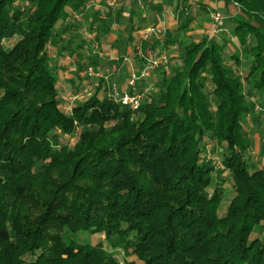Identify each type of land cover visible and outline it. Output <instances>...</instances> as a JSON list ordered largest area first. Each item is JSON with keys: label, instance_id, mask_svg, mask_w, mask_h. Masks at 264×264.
<instances>
[{"label": "trees", "instance_id": "obj_1", "mask_svg": "<svg viewBox=\"0 0 264 264\" xmlns=\"http://www.w3.org/2000/svg\"><path fill=\"white\" fill-rule=\"evenodd\" d=\"M15 1L0 0V264H120L117 250L122 264H264V233L252 236L264 229V166L247 157L245 127L248 98L264 92V0H226L240 9L227 18L232 40L221 30L218 41L181 39L196 12L208 13L201 2L99 0L96 20L122 25L129 42L164 13L162 1L174 3L183 22L158 39L182 56L137 82L134 91L157 89L137 109L109 98L100 78L71 112L61 107L49 45L86 0ZM62 48L54 54L73 56L76 73L85 69L79 48L69 40ZM208 142L218 164L207 159ZM79 231L104 242H77Z\"/></svg>", "mask_w": 264, "mask_h": 264}, {"label": "rangeland", "instance_id": "obj_2", "mask_svg": "<svg viewBox=\"0 0 264 264\" xmlns=\"http://www.w3.org/2000/svg\"><path fill=\"white\" fill-rule=\"evenodd\" d=\"M19 1H22V0H16L14 2V5H16ZM109 1H113V0H108V2ZM129 1H131V0H129ZM137 2H138V4H143L145 2V0H137ZM99 4H100L99 0H86L85 4L81 8V10H79V12L75 13L77 16H71L70 18L68 17V19L65 20V22H64L65 24L68 23L66 21H71L69 23H71L72 26L63 32L62 38L60 40H55L56 42L52 43L53 45L52 44L49 45V50L52 53L51 54L52 60L55 61L56 65H57L55 68L57 70L61 68L59 73L57 70L55 71V73H57L58 81L60 84L61 96L64 95L66 90L73 89L79 82H81V84L86 85L87 83H89V81H94L93 85L89 84V86L92 85L91 87L87 86L84 88V89L89 90V88L94 89L96 86V82L98 81L92 75H86L89 78L88 81L85 80L84 76H83L84 78L82 79V76H80L79 73H76L74 70H71L73 68H76V65H75V59L70 54L65 52L60 57L57 54L56 55L54 54V53H60L59 51L64 52V50H62L63 49L62 46L68 40L71 43V48H74V49L79 48V50H80L79 55L80 56L82 53L83 66L86 67V65L90 64L88 56L89 57L93 56V55L96 56V58L98 60V64H96V65L90 64V65H93L94 67H98L99 69H101L102 73H108V72L111 73L110 78L113 81H115V83L117 84V87L118 88L120 87V89H122V90H126V86H127V82H128V78H129V74L127 72V67L129 69V73H130L131 69H133V68L136 69V68L140 67V65H138V61H137L138 57H135L134 53L132 52V51H134V49L131 45V42L127 41V37H121L120 36L119 31H121L122 29L120 30V28H118V27H121L122 25L115 24L113 21H109L107 24H102L100 21L96 20L97 17L100 18L103 16L102 13H103L104 8H103L102 4L100 6H96ZM125 8H126V10H128L127 7H125ZM232 8L234 11L232 14L227 13V11H225V10H221L220 12L223 13L228 18V16H230V15H232V16L236 15V13L239 12V9H240L239 5L236 2H234L232 4ZM171 11L174 13V16L173 17L171 16L172 20L176 21L178 25H179V23L181 24L183 22L182 13L177 12V10L174 8L171 9ZM195 14L197 16L199 15L198 12H196ZM201 14H203V13H201ZM167 16H169V15H167ZM197 16H196L195 20L197 19ZM227 18L225 19V23L223 25V28H224L223 30L225 31L228 39L232 40L231 35H230L231 23H230L229 19H227ZM151 20H152V18L150 19V21ZM149 23L150 24L147 28L151 27V25H154V26L157 25L156 21L155 22L151 21ZM166 23H168V21H166ZM197 26L202 27V23H197ZM61 27H65V26L62 25ZM147 28L141 29V30L144 31ZM188 33H189V30L181 29L180 30L181 39L184 41L190 40L191 37L189 36L190 34H188ZM156 34L159 35V33H156ZM116 35H117V37H116ZM149 35L150 34H148V36ZM142 36H143V34H142ZM152 37L153 38H151L149 41V46H147L145 49H143V52H141L144 56L149 57L150 53H152V52H154L157 56L160 54H165V57L167 58V60L170 58H173L174 63L180 64L178 59L182 56V53L179 51L178 47L169 49L167 51L162 50L161 41L155 35H152ZM213 39L216 40V38H213ZM81 42H83V43L89 42V45L86 43V45H88V46H85L82 48L81 46H78V44ZM5 45H6V43H5ZM152 45H155V47L150 48V46H152ZM227 47H228V50L226 51V53L228 55L231 53L230 51H233V50L235 51V49H236V47L234 45H233V48L229 47V46H227ZM131 49H133V50H131ZM109 57H111L110 61H115L119 65L118 70H116V71L114 70V72H111V70L109 69V67L107 65ZM230 67L234 68V62H231ZM244 67H245V63L241 67H238V69L243 70ZM234 69H236V68H234ZM240 72L241 71H239V74H240ZM68 77L73 78V82H74L73 85L70 84L66 80ZM138 86L144 87L145 85H143L141 82H139ZM156 91H157V89H154V87H152V89L150 88L147 90V92L144 93V97H150V96L155 97ZM263 96H264L263 90L258 89V90L254 91V98L256 99L257 105H259V106L261 105V101H262ZM248 101L254 104V102L252 100H249V98H248ZM253 110H255V108ZM263 114H264V110H263ZM246 117H247V115H246ZM246 117H245V125H247V127L250 128L251 135L255 136V134L259 133L261 135L260 139L263 140L264 134H262V131H261V123L264 122V115H260L258 123L255 122L256 120H253V122L251 121L252 122L251 123L250 120L246 119ZM255 128L258 129L259 131L256 132ZM247 157H249L248 151H247ZM249 159L251 160L250 157H249ZM251 162H253V161L251 160ZM229 197H230V193H227V195L222 200V205L219 208L218 214H224L226 212ZM263 233H264V229L262 230L260 227H257L256 229H254V234H252V236L262 235ZM71 238L77 242H88V243H93V244L104 242L102 234H91V233L81 232V231L73 233ZM114 253H115V258L120 261V264H122V261L124 258L122 251L117 250ZM139 264H142V262L139 261Z\"/></svg>", "mask_w": 264, "mask_h": 264}, {"label": "built area", "instance_id": "obj_3", "mask_svg": "<svg viewBox=\"0 0 264 264\" xmlns=\"http://www.w3.org/2000/svg\"><path fill=\"white\" fill-rule=\"evenodd\" d=\"M113 1H109L108 4L113 5ZM167 15L174 16V13L171 10L164 11ZM72 16H77L75 13ZM227 17L221 13L220 11H213L210 14V28L206 29L205 34L210 38L215 36L218 32L223 30V25L225 23V19ZM160 29H164V24H160V26H151L146 30L142 31V38L146 39L148 34L150 35H157L156 33H160ZM167 62V58L165 54L156 55L154 52L150 53V56L147 59V64L140 68L131 69L129 73V78L126 86V90L120 89L117 87L115 81L110 78L111 73H102L101 69L98 67H94L93 65H87L84 70L79 72V75H92L96 79L103 78L106 82L108 87L107 89V96L113 99L115 102L120 103L122 105L131 107L132 109H137L144 97V93L147 92L150 88H145L141 92L134 91V88L137 85V82L141 79H146L151 76L152 70L159 66V63ZM75 70V68L71 69ZM241 74V72H240ZM245 86V83L243 81ZM129 89V90H128ZM152 89V88H151ZM133 90V92H130ZM91 90L82 89L77 92H72L71 90L65 91L64 95H62V104L61 107L66 112H71L72 106L76 101L82 100L87 98L91 94ZM207 159L211 160L212 163L218 164L219 159L218 156L212 153V143L208 142L205 146Z\"/></svg>", "mask_w": 264, "mask_h": 264}, {"label": "crops", "instance_id": "obj_4", "mask_svg": "<svg viewBox=\"0 0 264 264\" xmlns=\"http://www.w3.org/2000/svg\"><path fill=\"white\" fill-rule=\"evenodd\" d=\"M155 1H158V0H155ZM189 1H191V2H201L208 9V13H204V14L198 15L197 19L195 21H193L191 27L188 29L189 30L188 34H190L189 36L191 37L192 40H199L201 37L207 36L205 34V31H206V29L210 28V26H211L210 25V14H211V12H213V11H221V10H225L229 14L230 13L232 14L234 12L233 8H232V5L227 3L226 0H189ZM106 2L108 3V0H106ZM162 4L164 6V10L165 11L175 8L174 3H172V2L162 1ZM100 5L101 4L96 5V6H100ZM151 18H152L151 21H153V22L156 21L157 22L156 26H160V24L163 23L164 24V28H168L170 30L178 28L177 22L172 20V17L170 15L167 16L166 13L158 15L156 18L155 17H151ZM151 21H149V22H151ZM166 21H168V23H166ZM197 23H202V27L197 26ZM118 28H120V30H121L123 27L121 26V27H118ZM155 36L158 38L160 35H155ZM116 37H117V35H116ZM132 37H133L132 38L133 40L131 41V45H132L133 49H135L134 46L136 44L138 46L137 47V51H132L134 53V56L136 57V55L139 54V56L144 57L145 60H147L148 57L144 56L141 53V52H143V49L141 48V42L147 41V40L149 41L151 38H153L152 35H149V36H147L146 39H143L142 38V30H139V31L133 32L132 33ZM218 37L220 38L219 34H217L215 36H212L210 38L211 39L216 38V40L218 41L219 40ZM228 46L233 48V46L231 44H229ZM172 48H176V46H173L170 49H172ZM133 49H131V50H133ZM110 60H111V57L108 58L107 65H108L109 69L111 70V72H114V70L115 71L118 70L119 69L118 68L119 65L115 61H110ZM137 61H138V65H140L141 64L140 58H137ZM127 72L129 74L128 67H127ZM69 78L70 77H68L67 79H69ZM249 100H252L254 102L255 110H252L247 115L246 119L250 120V122L251 121L253 122V120H256L255 122L258 123L260 115H264L263 114V110L264 109L262 108L261 105L259 106V105L256 104L257 102H256V99L254 98V96H252ZM245 127L248 130V133H249V135L251 136V139H252L251 147L248 149V155L251 158V160L254 163L257 164L258 167H262V166H264V139L263 140L260 139L261 135L259 133L255 134V136L251 135L250 128H248L247 125H245ZM255 131L258 132L259 130L255 128ZM261 131H262V134H264V122L261 123Z\"/></svg>", "mask_w": 264, "mask_h": 264}]
</instances>
